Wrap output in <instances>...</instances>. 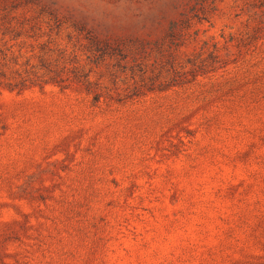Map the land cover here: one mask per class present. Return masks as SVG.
<instances>
[{"label": "rangeland", "instance_id": "374dc122", "mask_svg": "<svg viewBox=\"0 0 264 264\" xmlns=\"http://www.w3.org/2000/svg\"><path fill=\"white\" fill-rule=\"evenodd\" d=\"M149 1L0 0V47L39 79L0 91V264H264V36L237 47L256 0H215L179 48L186 69L228 48V73L161 92L143 83L168 64L134 65L122 36Z\"/></svg>", "mask_w": 264, "mask_h": 264}, {"label": "trees", "instance_id": "16d2710c", "mask_svg": "<svg viewBox=\"0 0 264 264\" xmlns=\"http://www.w3.org/2000/svg\"><path fill=\"white\" fill-rule=\"evenodd\" d=\"M215 10V0H152L140 3L138 8L132 5L128 7V11L132 15L126 23V30L129 33H124L122 36L131 43L128 45L127 50L132 49L134 52L130 61L134 62V65L148 64L151 61L152 66L159 63H163L162 66L164 64L169 66L165 69L166 73L164 75L159 73L151 78L146 77L149 83H143V85L150 84L148 90L161 92L171 87L187 90L188 85L197 84L199 81H196V79L208 72H216L218 69L223 68L224 73L220 74L221 77L228 73L225 67L234 59L229 61L231 52L228 48H225L226 54L223 57L220 53L221 48L215 42L209 45L207 41H202L199 46L201 53L186 60L189 65L187 69L185 68L186 65L180 64L178 61L180 46L185 43L198 42L199 25L203 22H209ZM5 11H7V7L0 8V13ZM245 13L247 15L244 23L245 38L241 37L237 42V47L243 48L251 42L261 40L264 36V0L247 3ZM56 22L58 20H54V23ZM47 25L49 26V32H51L52 27H50L49 22H47ZM14 29L9 21L0 19V31H3L0 42L4 40L7 32ZM122 38L116 37L120 40ZM104 40L107 45L111 46V41L108 38ZM245 40L247 41L245 42ZM152 42H158L160 50L152 58H148L151 55ZM2 43L6 45L5 42ZM116 48L120 50L123 58L127 59L130 55V52L121 51L119 44L116 45ZM202 54L206 56L201 57ZM11 55L10 47H0V91L8 89L20 93L38 84L35 83L36 80H39L36 72L33 73L35 77L33 79L26 73L27 71H24L23 74L18 72L17 69H12L10 65ZM235 80V78L226 79L222 82V85L218 84V89L227 84H232ZM84 84L86 92H90V81H84ZM133 85L136 87V82H133ZM252 95L251 98H253L254 104L260 105L264 101V94L253 92ZM94 96H98V93H94ZM255 108L256 105L244 110L250 111ZM239 109H242V107L225 108L223 111L231 114L239 112Z\"/></svg>", "mask_w": 264, "mask_h": 264}]
</instances>
